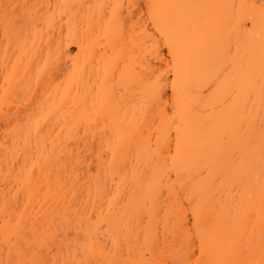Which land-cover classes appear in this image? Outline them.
<instances>
[{"label":"snow or ice","instance_id":"obj_1","mask_svg":"<svg viewBox=\"0 0 264 264\" xmlns=\"http://www.w3.org/2000/svg\"><path fill=\"white\" fill-rule=\"evenodd\" d=\"M57 28L44 65L68 57L76 96L52 135L11 100ZM0 30V264H264V0H0Z\"/></svg>","mask_w":264,"mask_h":264},{"label":"bare ground","instance_id":"obj_2","mask_svg":"<svg viewBox=\"0 0 264 264\" xmlns=\"http://www.w3.org/2000/svg\"><path fill=\"white\" fill-rule=\"evenodd\" d=\"M17 2L24 3L25 0H17ZM29 3L34 4H47V3H69V4H96V3H107L110 0H27ZM67 19V17L65 18ZM66 34V33H65ZM60 31L57 28L54 32H45L43 38L37 37L35 39V45L31 46L28 50V58L34 62V66H29V60L26 59L24 62V67L20 69V77L14 82V92L12 95L11 105L13 112L19 110V115L25 121L28 115L37 109L38 105L43 104L45 108L52 109V116L47 121L48 128L46 131H51L52 135L59 132V127H56L58 120L62 119L65 115L69 113L72 105L71 97L76 96L75 88H73L71 81L69 79V72L71 62L68 57H64L62 60H56L54 57L49 59V66L45 68L44 59L48 58L49 44L50 41L59 42ZM3 42V31L0 30V86L3 85V73L5 61V51ZM15 46L8 52V57L14 62L15 61ZM72 55H75L73 53ZM25 71H27L28 79H23ZM91 71V68H89ZM39 75L40 83L37 85L36 76ZM87 79V77H85ZM64 82L67 86V91L65 88H57V85ZM29 86L31 91H29ZM80 91L83 92L84 82L79 84ZM69 92L71 95H69ZM0 95H3L2 87H0ZM61 97H64V104L61 107ZM5 128L3 126V120L0 119V142L4 139ZM84 134L81 133V137ZM93 138L89 135L87 138L72 141L73 150L77 153H81L82 149H87V152L92 151ZM98 147V138L95 141ZM86 154V153H82ZM2 157H0V166H2ZM87 167V165H85ZM83 174V173H82ZM86 185L83 182L76 186L75 195L78 197L86 198L88 193L86 191Z\"/></svg>","mask_w":264,"mask_h":264}]
</instances>
